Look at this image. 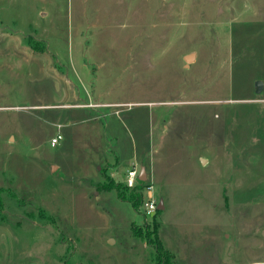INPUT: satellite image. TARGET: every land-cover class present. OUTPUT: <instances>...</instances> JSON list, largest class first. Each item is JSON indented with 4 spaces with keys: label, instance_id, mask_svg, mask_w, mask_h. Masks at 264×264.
<instances>
[{
    "label": "rangeland",
    "instance_id": "374dc122",
    "mask_svg": "<svg viewBox=\"0 0 264 264\" xmlns=\"http://www.w3.org/2000/svg\"><path fill=\"white\" fill-rule=\"evenodd\" d=\"M136 158L152 217L101 189ZM155 226L264 264V0H0V264H155Z\"/></svg>",
    "mask_w": 264,
    "mask_h": 264
},
{
    "label": "trees",
    "instance_id": "16d2710c",
    "mask_svg": "<svg viewBox=\"0 0 264 264\" xmlns=\"http://www.w3.org/2000/svg\"><path fill=\"white\" fill-rule=\"evenodd\" d=\"M100 184L102 186L101 187L102 190H106V191L115 190L118 197L124 200V193H122L121 189L127 190V187L123 184V182H116L114 179L107 177V179L105 178V180ZM143 187H144L143 181H139V184L135 188L131 189L128 193L129 196L128 201L131 202V204L134 206L135 209L141 205V202L143 200V194H142ZM157 212L158 210L156 211L155 214H157ZM133 227L135 229V226ZM154 228L155 229L153 231V236H154L155 244L153 245V250L156 261L155 264H169V263L171 264L173 257L162 247V244L157 235V226H155ZM134 229L133 232H135Z\"/></svg>",
    "mask_w": 264,
    "mask_h": 264
},
{
    "label": "built area",
    "instance_id": "2783aa9c",
    "mask_svg": "<svg viewBox=\"0 0 264 264\" xmlns=\"http://www.w3.org/2000/svg\"><path fill=\"white\" fill-rule=\"evenodd\" d=\"M62 139L60 134H57L50 140L51 146H55L59 140ZM139 171L132 165L126 172L125 179L122 181L127 189L131 190L139 184ZM148 181V180H146ZM144 187L142 189L143 200L141 202V207L143 208V216L152 217L157 211L158 202L153 195V185L149 182H143Z\"/></svg>",
    "mask_w": 264,
    "mask_h": 264
},
{
    "label": "water",
    "instance_id": "95a60500",
    "mask_svg": "<svg viewBox=\"0 0 264 264\" xmlns=\"http://www.w3.org/2000/svg\"><path fill=\"white\" fill-rule=\"evenodd\" d=\"M193 57H194L193 54H188L184 57V61L186 63H189L193 59ZM262 87H263V84L261 81H255L254 82L255 93H260V91L262 90ZM138 179L140 181H143V182L146 179L145 168L143 166L140 168ZM162 209H163V203H162V201H159L158 206H157V210H162ZM109 240H110V243L113 241L112 239H109Z\"/></svg>",
    "mask_w": 264,
    "mask_h": 264
},
{
    "label": "crops",
    "instance_id": "0c3cea01",
    "mask_svg": "<svg viewBox=\"0 0 264 264\" xmlns=\"http://www.w3.org/2000/svg\"><path fill=\"white\" fill-rule=\"evenodd\" d=\"M136 162H139V164H140V166L142 167L143 166V164H142V160H140V159H138V158H136ZM144 168H145V166H143ZM145 176H146V179L148 180V174H147V171H146V168H145ZM111 178H113V179H115L113 176H112V174H111Z\"/></svg>",
    "mask_w": 264,
    "mask_h": 264
}]
</instances>
